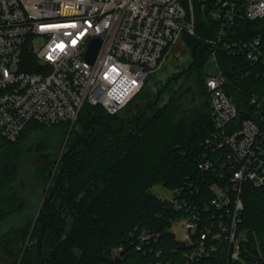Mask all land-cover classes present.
<instances>
[{
	"label": "trees",
	"instance_id": "16d2710c",
	"mask_svg": "<svg viewBox=\"0 0 264 264\" xmlns=\"http://www.w3.org/2000/svg\"><path fill=\"white\" fill-rule=\"evenodd\" d=\"M211 27L198 16L196 35L183 37L192 51L190 67L152 102L142 91L117 115L84 106L75 124L30 123L17 142L0 141V228L25 212L18 190L24 164L39 163L35 178L47 189L36 220L0 236L11 264H264V186L243 188L238 236L247 239L239 261L223 239L189 262L192 246L171 232L182 212L152 192L161 186L184 190L183 197L198 202L212 199L215 172L199 170L204 142L213 133L204 74L213 51L204 41ZM218 61L235 86L228 94L239 110L248 108L251 95L264 93L263 79L246 75L247 65L223 52Z\"/></svg>",
	"mask_w": 264,
	"mask_h": 264
},
{
	"label": "built area",
	"instance_id": "2783aa9c",
	"mask_svg": "<svg viewBox=\"0 0 264 264\" xmlns=\"http://www.w3.org/2000/svg\"><path fill=\"white\" fill-rule=\"evenodd\" d=\"M198 16L211 23L204 41L218 70L205 76L213 133L199 170L215 172L217 182L209 203L183 197L184 190L171 202L191 235L189 262L223 239L239 261L247 239L238 236L243 188L264 186V93L239 110L218 53L264 81V0H0V141L17 142L30 123L75 124L84 106L122 112L183 37L196 35ZM96 40L101 49L91 64L86 55Z\"/></svg>",
	"mask_w": 264,
	"mask_h": 264
},
{
	"label": "rangeland",
	"instance_id": "374dc122",
	"mask_svg": "<svg viewBox=\"0 0 264 264\" xmlns=\"http://www.w3.org/2000/svg\"><path fill=\"white\" fill-rule=\"evenodd\" d=\"M191 63L192 51L186 47L184 41L182 40V44L172 52V55L167 61L164 70L148 79L143 90V96L145 94L148 96L146 103L152 102L157 96H160V91L165 88L173 78H176L182 74L183 71L187 70ZM204 74L205 76H216L218 74L216 62L212 57H209L204 61ZM162 98H164V103H167L170 98V94H162ZM195 99H197V97H195ZM189 100H192L191 97ZM136 104L142 105L143 103L138 100ZM132 112L134 111L132 110ZM38 164L39 163L36 164L31 162L24 164L18 182V190L25 202L26 209L24 213L8 220L6 224L0 228V236L10 229L24 227L26 224L36 220L42 207L43 200L46 195L45 193L47 191V189L45 190L44 184L35 178L34 172ZM152 192L157 198L161 200L172 201L173 199V192L166 190L161 186H156ZM171 232L177 241L186 244L191 242V235L185 227L184 219L174 220L171 227ZM0 264H11L9 260L3 255L1 249Z\"/></svg>",
	"mask_w": 264,
	"mask_h": 264
},
{
	"label": "water",
	"instance_id": "95a60500",
	"mask_svg": "<svg viewBox=\"0 0 264 264\" xmlns=\"http://www.w3.org/2000/svg\"><path fill=\"white\" fill-rule=\"evenodd\" d=\"M100 49H101V42L99 40L93 41L86 55V61H88L91 64L94 63L98 57Z\"/></svg>",
	"mask_w": 264,
	"mask_h": 264
}]
</instances>
